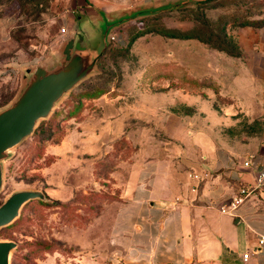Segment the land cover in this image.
Wrapping results in <instances>:
<instances>
[{
    "label": "rangeland",
    "instance_id": "rangeland-1",
    "mask_svg": "<svg viewBox=\"0 0 264 264\" xmlns=\"http://www.w3.org/2000/svg\"><path fill=\"white\" fill-rule=\"evenodd\" d=\"M69 8V0H0V61L20 56L34 60V68L56 53L66 39L61 28ZM120 25L113 32L123 42H110L94 70L1 159L0 204L22 190L45 195V200L25 203L17 218L0 228L1 241L16 243L9 264H122L111 227L126 165L141 145L154 143L159 153L165 150L171 142L167 133L181 137L172 140L181 143L198 126L184 118L198 115L200 105L205 111L234 102L222 65L226 55L257 50V38L264 33V0H186ZM107 26L101 29L102 41ZM5 77L0 73V111L20 88L19 76L13 82ZM95 92L100 95L87 96ZM100 96L94 104L92 99ZM78 101V119L87 115H82L85 110L98 115L102 105H113L125 124L112 125L111 131L123 128L129 137L70 164V157L51 153L49 145L60 142L73 124L68 111ZM241 119L240 132L262 133L261 119Z\"/></svg>",
    "mask_w": 264,
    "mask_h": 264
},
{
    "label": "crops",
    "instance_id": "crops-1",
    "mask_svg": "<svg viewBox=\"0 0 264 264\" xmlns=\"http://www.w3.org/2000/svg\"><path fill=\"white\" fill-rule=\"evenodd\" d=\"M185 1L69 0L64 36L98 50L104 24L111 25L109 35L115 34L120 24ZM2 36L0 32V41ZM256 48L242 56L226 55V63L221 64L230 76L228 95L234 102L205 111L200 105L198 115L184 118L198 126L181 143L172 142L181 137L167 133L171 142L165 150L159 153L154 143L141 145L126 165L111 227L122 264H264V194L252 195L235 216L221 213L217 206L250 178L238 174L234 159L251 154L264 157V33L257 38ZM61 57L60 48L34 65L48 68ZM33 62L16 56L0 63L5 78L12 82L20 78L15 95L27 81ZM102 96L92 99L94 104ZM102 106L98 115L85 110L82 115H87L79 119L70 116L73 124L60 142L49 145L50 152L70 157L71 164L79 156L107 152L111 141L126 137L123 128L111 131L112 125L125 124L124 116H115L111 104ZM240 118L247 123L261 119L262 133L256 137L240 132ZM244 253H249L245 262Z\"/></svg>",
    "mask_w": 264,
    "mask_h": 264
},
{
    "label": "water",
    "instance_id": "water-1",
    "mask_svg": "<svg viewBox=\"0 0 264 264\" xmlns=\"http://www.w3.org/2000/svg\"><path fill=\"white\" fill-rule=\"evenodd\" d=\"M109 32L98 50L86 47L79 39L67 38L58 63L28 69L24 86L13 102L0 111V187L4 153L31 135L36 123L49 116L55 103L94 70L109 43ZM32 199L45 200V195L39 190H22L0 204V228L13 222L21 207ZM15 247L12 240H0V264H9L10 252Z\"/></svg>",
    "mask_w": 264,
    "mask_h": 264
},
{
    "label": "built area",
    "instance_id": "built-area-1",
    "mask_svg": "<svg viewBox=\"0 0 264 264\" xmlns=\"http://www.w3.org/2000/svg\"><path fill=\"white\" fill-rule=\"evenodd\" d=\"M66 32V28L62 27L61 34L64 35ZM118 40L114 34L109 35L110 42H117ZM234 162L238 174H248L250 178L242 180L237 191L229 199L217 202L218 210L231 216L237 215L240 207L256 192L264 194V157L258 154H251L235 158ZM260 242H262V239ZM248 256L249 253H244L242 260L244 262L247 261Z\"/></svg>",
    "mask_w": 264,
    "mask_h": 264
},
{
    "label": "trees",
    "instance_id": "trees-1",
    "mask_svg": "<svg viewBox=\"0 0 264 264\" xmlns=\"http://www.w3.org/2000/svg\"><path fill=\"white\" fill-rule=\"evenodd\" d=\"M99 92H97V93L95 92V93H91V94L90 93L89 94L87 93V96H89V97H97L98 95H100ZM79 104H81V103L78 101L76 107H75V105H73V107L75 108L74 111H71V110L68 111L69 112L68 113V116H67L68 118L76 113L75 110L77 109V107L79 109V107H80Z\"/></svg>",
    "mask_w": 264,
    "mask_h": 264
}]
</instances>
